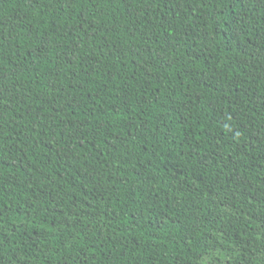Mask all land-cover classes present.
<instances>
[{
	"label": "trees",
	"instance_id": "16d2710c",
	"mask_svg": "<svg viewBox=\"0 0 264 264\" xmlns=\"http://www.w3.org/2000/svg\"><path fill=\"white\" fill-rule=\"evenodd\" d=\"M0 264H264V0H0Z\"/></svg>",
	"mask_w": 264,
	"mask_h": 264
}]
</instances>
